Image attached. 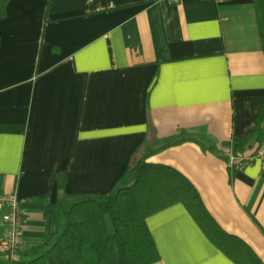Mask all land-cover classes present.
<instances>
[{
    "label": "crops",
    "instance_id": "1",
    "mask_svg": "<svg viewBox=\"0 0 264 264\" xmlns=\"http://www.w3.org/2000/svg\"><path fill=\"white\" fill-rule=\"evenodd\" d=\"M255 7V0L9 1L0 20V194L17 193L25 212L20 252L62 228L47 204L109 195L149 139L156 150L184 132L216 150L187 141L147 162L186 177L217 225L264 264V158L247 160L255 147L238 162L224 145L250 137L264 105ZM4 214L0 208V241ZM146 225L159 264H242L182 202Z\"/></svg>",
    "mask_w": 264,
    "mask_h": 264
},
{
    "label": "trees",
    "instance_id": "2",
    "mask_svg": "<svg viewBox=\"0 0 264 264\" xmlns=\"http://www.w3.org/2000/svg\"><path fill=\"white\" fill-rule=\"evenodd\" d=\"M10 0H0V20L7 15ZM264 46V0H255ZM196 141L203 148L216 150L206 138L186 133L157 142L153 149L147 142L141 147L143 158L131 167L106 196H75L57 205L47 204L48 216L62 228L53 236L26 252L5 257L0 264H159L161 255L149 230L147 218L176 203H184L212 241L242 264H263L257 255L239 239L225 233L210 217L201 196L192 183L168 166L148 163L155 152ZM264 142V105L257 117V127L248 138H233L225 143L232 155L243 158ZM154 144V145H156ZM152 147V148H151ZM64 180H61L63 183ZM64 183L61 184V190Z\"/></svg>",
    "mask_w": 264,
    "mask_h": 264
},
{
    "label": "built area",
    "instance_id": "3",
    "mask_svg": "<svg viewBox=\"0 0 264 264\" xmlns=\"http://www.w3.org/2000/svg\"><path fill=\"white\" fill-rule=\"evenodd\" d=\"M171 1L178 3L180 0ZM261 157L262 159L264 158V142L256 148L253 156L247 158V160L252 161ZM237 161L240 162L243 160H240L239 158ZM0 208L5 209L3 218L6 223V237L0 241V253L5 257H13L21 250L25 212L17 193L15 192L0 194Z\"/></svg>",
    "mask_w": 264,
    "mask_h": 264
}]
</instances>
